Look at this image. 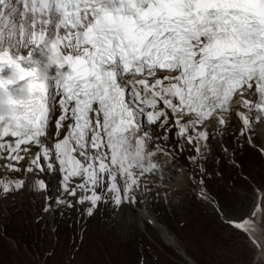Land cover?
Returning a JSON list of instances; mask_svg holds the SVG:
<instances>
[{
	"label": "snow or ice",
	"instance_id": "obj_1",
	"mask_svg": "<svg viewBox=\"0 0 264 264\" xmlns=\"http://www.w3.org/2000/svg\"><path fill=\"white\" fill-rule=\"evenodd\" d=\"M237 97L247 129L250 113L264 116V0H0V153L18 163L35 146L31 165L43 171V159L55 171L54 159L68 195L80 178L77 188L91 193L80 203L94 207L101 186L116 204L134 200L140 177L161 167L154 158L163 149H150L146 124L167 131L171 120L199 152L208 139L199 129L211 119L224 125ZM57 105V137L67 131L49 146ZM13 187L23 181L0 180L3 193ZM257 192L250 213L230 223L264 264V192Z\"/></svg>",
	"mask_w": 264,
	"mask_h": 264
},
{
	"label": "rangeland",
	"instance_id": "obj_2",
	"mask_svg": "<svg viewBox=\"0 0 264 264\" xmlns=\"http://www.w3.org/2000/svg\"><path fill=\"white\" fill-rule=\"evenodd\" d=\"M231 145L236 149L233 140ZM239 149L235 165H229L227 159L202 161L196 175L195 161L190 164L188 156L180 160L169 153L175 164L204 182L212 201L201 202L192 192L187 202H181V195L171 192L169 199L177 202L164 208L152 192L148 212L154 215L158 226L145 221L138 224L134 217L139 213L132 207L117 213L115 206L99 204L102 207L92 211L89 225L85 223L86 214L75 218L73 224L64 222L56 208L45 214H50V218L39 227L31 221L28 224L21 212L16 215V206L1 209L0 264H251L252 250L245 243V233L222 222V215L241 221L254 189L263 188L261 157L242 144ZM212 169L218 174L215 178ZM2 195L6 197L3 191ZM9 211L13 214L7 218ZM98 227L99 231L120 238H92Z\"/></svg>",
	"mask_w": 264,
	"mask_h": 264
},
{
	"label": "bare ground",
	"instance_id": "obj_3",
	"mask_svg": "<svg viewBox=\"0 0 264 264\" xmlns=\"http://www.w3.org/2000/svg\"><path fill=\"white\" fill-rule=\"evenodd\" d=\"M247 97L253 98V95L251 93H247ZM56 118H57V116H55L54 121L56 120ZM145 130H147L150 133V136H151L150 141L153 143L154 147H156V148L162 147L161 149H163L165 151V155L163 156L165 161L168 162L169 164L175 165V169H171L172 167H169L172 172H171V174L168 175V177L157 178V179L151 180V183H152L151 189L153 191L154 198H156L155 200L159 203V205H161L164 208H167L168 205H170L171 203L175 204L177 202L176 200H170L171 198L169 199V196H170L169 193H171V192L177 193V195L179 193L181 195V198H182L181 202L182 201L187 202L188 197L190 195H192V192H193V194L195 195V197L198 200H200L201 202H204V203L206 202L209 204V201H212V200L204 188V182H203L202 186L199 185L198 179L197 178L194 179L191 171L187 170L185 167L182 168L181 166H178L177 164H175L173 159L170 157L171 155L169 154V153H172L173 155H175L176 153H178L179 155H181L184 153L183 151L180 150L181 148L184 149L185 151H187L188 149H190L192 147L188 144H184V147L181 146L180 149H179V147H175L173 144L174 138L172 141H169L167 139V136L164 135L163 132L160 135L159 134L160 131H159L158 127H147V128H145ZM207 133H208V139L206 141L201 140V145H202L201 154L198 156L196 154V152H193L192 153L193 156L191 155L192 157L190 155H188L189 158H194V156L197 157V160L195 161L196 167L198 166L199 162L201 163L202 161H204L205 163L206 162L211 163L213 160L215 161L216 159H219V160L220 159H225V160L227 159L228 161H230L231 160V158H230L231 154H233L234 158L237 159L238 155L240 154L239 146H241V144L244 145L247 149L251 150L246 145L245 139L242 136L240 129H238L233 124H231L230 127H227L225 129L221 130V132H220L221 133L220 138H222L224 145L228 148V153H225L224 151H222V148H220L218 146L219 145L218 141L220 140L219 137H216V139H213V137L209 134L210 129L207 131ZM250 133L252 135L253 143L257 144L259 147L264 149V122L255 121V119L253 117H251ZM161 137H165V141L161 142L160 140H158V138H161ZM232 140L235 143H237L236 149H233V147L231 145ZM240 140L242 142L241 144H240ZM180 142H184V139L180 138ZM215 142H217V146L215 148H207L208 143L212 144V147H213L214 144H216ZM176 146H178V143H176ZM258 156H259V154H258ZM176 157H178V156H176ZM259 158H260V156H259ZM189 162H190V164L192 163L191 161H189ZM200 166H202V165H200ZM18 169H19L18 173L21 174L23 176V179L25 180V187L18 189V190L13 187V190L8 192L6 194L5 198H3L2 190H0V211H1V209L2 210H4L5 208L10 209L11 206H16V208L14 209L15 214L18 215V213L21 212V214L24 217H26V221L28 224H30L29 221H31L33 224L37 225L38 227L43 225L47 221V217L50 218V214H49V216H47L45 214L47 212L48 213L54 212V210H56V208H59V211L61 212V215L64 219V222H66L68 224H73L75 218H77L79 215H85L86 214L85 223L87 225H89L92 222L91 221L92 214L89 215V208H91V210L93 211L95 208L98 209V208L102 207V206L98 207L97 206L98 204H96L93 207L91 205V203L88 201H84L83 203H80L78 201H80L82 198L81 199H79L77 197L71 198L68 196V194L61 196L59 189H58L57 180L55 178L56 177L55 175L53 177H49L50 179L47 177H44L47 184L50 186V189H49L50 192L48 193V189H47V193H45L42 189H39L38 187H36L35 182L40 180V178H36L35 176L26 175L24 173L22 165H20L18 167ZM202 170H203V168H202ZM8 174H9V172H7V170H6L5 163L0 162V177H5ZM216 175H218V174H216L215 169H212V176H214V178H215ZM77 183H81V180L78 181ZM262 185H263V188L261 190L258 187L254 189V195L251 196L252 202L249 206V209L246 213V216L250 213L251 208L256 201V198L258 195L257 189H259L260 191H264V183ZM106 188L107 187H105V186H101V187L97 188L98 194L101 195V200L99 201V204L105 205L106 207L110 206V208H111V206H115L117 213L119 211H121L122 208L123 209H129V210L131 209V207H126V206H123L121 204H116L115 200L113 199L114 194L109 192L108 190H106ZM173 195H175V194H173ZM160 198H161V200H160ZM150 199H151V194H148L145 196L142 195L138 199L136 204L132 207V209L136 210L135 212L139 213V216H137L136 218L134 217V219H136L138 224H140L141 221L142 222L145 221V222H150L151 224L158 226L159 223L155 220L154 215H152L148 212V209L150 207ZM58 200L64 201V203H58ZM155 200H153V202ZM46 204H48L47 208H45ZM68 204H71V207H69ZM52 207H53V209H52ZM107 208H109V207H107ZM144 210L146 212H143ZM12 214L13 213H11V211H9L7 218H10L12 216ZM124 217H125V214H124ZM222 217L224 218V220H222V222L223 221L226 222V224L231 226L232 228H234V230H239L236 227H234L232 225V223H230L233 221H235V222H239V221L231 220V219H229L223 215H222ZM99 227H100V225H99ZM99 227L97 228V230L94 233V235L92 236V238H120L119 236L115 237L113 234L108 235V232L103 233V232L99 231ZM239 231H241V230H239ZM164 235L168 237L169 233H164ZM245 243L248 245L249 249L252 250L251 264H255V261L253 258L255 248H254L253 244L249 241L247 235L245 236Z\"/></svg>",
	"mask_w": 264,
	"mask_h": 264
}]
</instances>
